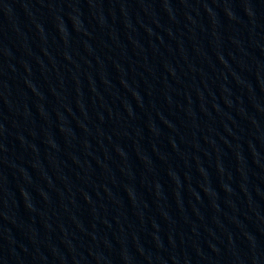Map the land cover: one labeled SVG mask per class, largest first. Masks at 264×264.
I'll use <instances>...</instances> for the list:
<instances>
[{"label":"water","instance_id":"1","mask_svg":"<svg viewBox=\"0 0 264 264\" xmlns=\"http://www.w3.org/2000/svg\"><path fill=\"white\" fill-rule=\"evenodd\" d=\"M0 264H264V0H0Z\"/></svg>","mask_w":264,"mask_h":264}]
</instances>
